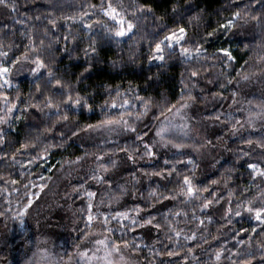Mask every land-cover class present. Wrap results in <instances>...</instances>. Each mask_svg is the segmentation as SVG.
<instances>
[{"label": "trees", "instance_id": "1", "mask_svg": "<svg viewBox=\"0 0 264 264\" xmlns=\"http://www.w3.org/2000/svg\"><path fill=\"white\" fill-rule=\"evenodd\" d=\"M140 3L149 5L154 16L147 19L141 17L139 21V32L135 40L121 39L120 43L107 38L102 28L97 25L90 33L82 28L79 22L65 23L61 17L79 16L84 10L86 4L99 5L100 0H16L17 11L0 6V40L7 46L14 45L9 52L10 56H18L23 51V46L28 43L27 33L31 31L33 39L36 43L40 40L44 41L43 58L50 64L58 77H62L74 89V94L78 93L88 98L89 104L92 105L93 111L87 109H79L74 114L69 115L66 122H59L53 127L55 117L49 118L43 113H36L30 110L29 113L21 120H13L10 125H0L6 133L7 144L0 146L3 151L9 153V156L15 152L20 144L27 141H33L39 144L36 149L27 148L22 152L16 153V160L19 164L10 167L11 160L0 161V175L14 179L22 180L17 185H8L7 191L0 192V264H7L11 253L16 255H26L24 259L17 260L14 264H43L42 254L44 258L51 264H77L79 251L88 250L89 256H92V248L89 242L95 239H103V228L97 226L92 231L95 233L93 237L81 248L77 245L82 244L83 237L81 232L88 229L85 226L86 213L78 211L80 208L86 207L87 198L80 193L79 196L71 191L72 187H78L84 183L86 179L85 173L95 167V154L109 153L118 145L132 143V135L125 133L120 129L114 132L105 130H97L92 132L79 131L78 135L73 137L72 131L82 129L86 124H95L104 118V112L115 114L124 109H103L101 105L108 99L109 92L115 96L117 86L122 94L123 99H128L130 104L126 106V110L134 114L143 111L141 102L134 98L136 94L141 97H151L154 107L149 111L148 115L141 120L136 121L134 117L129 118L134 122L139 130L152 129L146 139L154 137L155 128L159 126V122L154 116H160V108L156 105L163 106L166 99L170 103H176L180 97L181 81L189 83L190 72L193 69L199 70V77L193 78L191 82L196 83V87L192 89V94L197 97L195 103L186 110V121H181L179 116H169L174 124L187 122L189 124V135L184 137L179 128L172 130L171 136L177 141L183 140L186 144L204 143L212 140V145H208L200 151L193 152L191 148L182 150L189 153L196 161L198 167L195 170L194 179L197 183L208 184L211 180H219L218 185H212V189L216 193L223 194L225 198L228 196V190L232 189L235 201L237 196L249 198L255 195L256 190L244 191L246 186H250L253 181L246 170L245 160H238V149L243 148L250 151L247 145H244L241 137L256 139L264 134V128L260 120L255 121V129L249 128L247 124L241 129L237 135L232 136L230 127L225 128L222 123L207 119V117L215 116L218 113L230 114L235 120L244 123L249 118L250 112H259V105H264V24L258 25L255 21L244 23L243 20L236 22L231 32H226L220 28L232 17V13L243 9L245 5H250L249 12L251 15L264 17V8L260 4H250V0H139ZM125 4L130 0H124ZM177 6V12L173 13V6ZM51 12L57 19V27L52 28L46 19L47 14ZM40 16V20L35 17ZM199 16V20H193L189 23L191 17ZM31 17V19H30ZM154 17H161L156 20ZM103 19L102 13L97 9L95 14L89 17V20ZM177 24L185 26L188 35L196 39H200L207 56H202L197 62L194 59L184 61L178 56L168 58L166 63L149 62V46L158 39L162 38L164 31L163 25L173 28ZM48 28V34H44V29ZM208 32H214L211 37L207 36ZM25 33V35H21ZM68 39L65 40L64 37ZM91 39H95L96 52L91 58H86L84 49L88 48ZM50 41L52 47L48 48ZM19 46V47H15ZM228 48L235 60L230 66L225 67L223 62L218 59L216 54L217 48ZM67 49V50H65ZM5 50H8L5 47ZM215 54V55H214ZM247 61V64H245ZM88 71H85V69ZM238 72H246L250 75L248 81L241 80L237 85L236 80L232 84L227 81L237 77ZM223 73V75H221ZM13 87L6 89L10 97H15L17 92L22 98H26L30 92V86L33 84V78L27 71V67L20 72H14L12 77ZM213 83L209 84L208 81ZM223 84L224 87H220ZM233 92L237 95L233 98ZM213 93H221L220 96L213 98ZM119 102V101H118ZM23 107V105H21ZM47 111V110H45ZM19 115V108L16 111ZM225 116L221 115V120ZM163 120V117H160ZM167 123V122H165ZM46 127H51L52 131L44 133ZM64 136L61 137L60 133ZM40 136L39 141L35 138ZM222 137L217 141L216 137ZM159 139V138H157ZM53 145L43 152L42 149L47 145ZM214 145V146H213ZM142 147V146H140ZM228 149H231L229 151ZM158 159L155 162L148 160L140 161L135 169L143 167L151 170L153 165L163 166V159L169 160H185L186 156L182 153H176L175 149L156 148ZM39 157L32 163L28 161L33 157ZM85 153H88L86 156ZM3 153L0 152V155ZM252 155L256 158L260 156V150L256 149ZM123 153H117L116 157H122ZM77 157L82 159L77 160ZM23 164L26 167L21 168ZM214 165V166H213ZM129 167L132 166L129 164ZM179 167V166H178ZM191 167V166H189ZM232 168L231 177L227 180V188H225V179L222 174L225 169ZM183 172L184 169L180 168ZM24 172L27 179L20 177L19 173ZM31 173V175H28ZM114 180L124 184L131 191H137L135 199L131 196H124L118 203L111 206L100 205L99 212L108 214L116 211H123L126 208H133L137 203L141 207H145V202L139 198V193L143 192L147 197L148 190L156 187L157 184L167 183V181L159 178L143 177L140 184L135 188L131 183L125 181L130 179L126 171L112 170L111 173ZM51 177V179L41 180L40 177ZM123 177L121 179L120 177ZM139 177V173H138ZM32 181L37 187L33 188L29 185L28 193L32 199V204L25 208L24 204L29 197L25 196L24 185ZM259 181H257L258 183ZM45 187L41 191L40 185ZM172 188L174 184H169ZM0 187H4L0 184ZM85 187L95 191L97 196L94 203H99L101 196L106 191V187L96 185L89 181ZM16 189L15 191L13 189ZM112 192L116 193L117 188L114 184ZM39 193V195H32ZM207 195V193H205ZM105 199H107L105 197ZM168 204L173 211H187L188 217L173 216L170 219L177 229H183V233L179 238L180 244L187 247H193L194 254L197 256L200 264H216L213 252L219 248L221 244L232 252L238 250L245 253H253L255 259L252 264H258L260 256L264 254L257 248L256 241L252 242L249 248L246 245H239L237 248L236 241L246 236L241 233L233 239V232L238 231L241 225L249 228L254 222L247 220V217L240 219L233 217V225L220 231L221 223H213L208 226L207 231H197L198 222L190 219L192 208L194 205H185L179 203ZM224 204V201H221ZM228 205L224 204V207ZM160 213L157 219H161V213L165 209L157 204ZM217 208L220 206L217 205ZM95 211V209H94ZM23 213V215H21ZM197 216L203 219V216L197 211ZM134 215V213H130ZM102 219V217H99ZM215 219L219 221V213ZM129 223V221H124ZM112 237H123L129 241H135L141 245L148 244L154 247L155 251H159L161 255L155 256L149 252L148 248H144L143 253L138 255V264H148V261H155V264H187L183 259V251L179 257H167L164 254V245H168L169 250L176 248L165 239L164 233L157 234L155 230L149 233L146 229H137L135 233L126 230L121 232L113 222ZM193 231H197V240L202 247H194L193 241H184V235H191ZM211 233V235H209ZM107 235V234H104ZM211 241V236H218V241H211V247L204 244L200 240L201 236ZM255 236V234H252ZM156 239L162 243H154ZM264 239V237L259 238ZM95 247H98L95 245ZM94 247V248H95ZM129 254H131L129 252ZM103 255V253H98ZM69 256L72 257L69 260ZM39 259V260H38ZM133 260H137V256H132ZM236 259V257H233ZM191 260V256H189ZM80 264H83L81 261ZM92 264H96L93 260ZM195 264V262H193ZM220 264H230L227 259L221 260Z\"/></svg>", "mask_w": 264, "mask_h": 264}, {"label": "snow or ice", "instance_id": "2", "mask_svg": "<svg viewBox=\"0 0 264 264\" xmlns=\"http://www.w3.org/2000/svg\"><path fill=\"white\" fill-rule=\"evenodd\" d=\"M250 4H260L264 8V0H250ZM0 6L10 9V11H17L16 0H0ZM250 5H245L243 9H239L232 13V17L228 19L225 23L220 25V28L226 32H231V30L236 27V22L243 20L244 23L249 21H255L258 25L264 24V17L258 15H251L249 12ZM102 13L103 19L89 20L85 22L89 17L95 14L96 10ZM173 13L177 12V6L174 5L172 9ZM149 16H154L152 8L145 4L140 3L139 0H130V3L125 4L124 0H100L99 5L97 4H86L84 10L79 16L71 17H61L65 23L69 22H79L82 28L88 32H92L93 29L99 25L104 35L110 40L120 43L121 39L135 40L136 35L139 32V21L141 17L147 19ZM156 20L162 19L161 17H154ZM31 19V17H30ZM36 20H40V16L35 17ZM48 24L52 28L57 27V19L49 12L46 16ZM193 20L198 21L199 16L191 17L189 23ZM164 31L162 32V38L154 40L149 46V62H160L161 64L166 63L168 58L173 56H178L184 61L194 59L199 62L202 56H207L206 49H204L203 44L200 39L190 37L188 35V30L185 26L177 24L173 28H168L167 25H163ZM49 29H44V34H48ZM25 35V33H21ZM214 32H208L207 36L211 37ZM28 43L23 46V51L18 56H10L14 45H5L2 40H0V125H10L13 118L15 120H21L25 117L30 110L36 113H43L49 118L55 117L53 127L56 123L66 122L69 119L70 114H74L79 109H87L93 111V107L88 102V98L82 96L78 93L74 94V89L69 83H67L62 77H58L56 72L53 71L50 64L43 58V51L45 48L44 41L40 40L39 43L33 39L31 31L27 33ZM65 40L68 39L67 36L64 37ZM54 41H50L48 48L52 47ZM95 39H91L88 48L84 49V54L86 58H91V56L96 52ZM7 47L8 50H5ZM19 47V46H15ZM67 50V49H65ZM216 54L218 59H220L225 67L230 66L231 62L235 60L232 52L228 48H217ZM215 55V54H214ZM264 60V57H261ZM247 64V61H245ZM27 67L28 73L33 78V84L30 86V92L26 98H22L20 93L17 92L16 96L10 97L6 89L13 87V81L11 79L14 72H20L22 69ZM85 71H88L86 68ZM200 75L198 69H193L190 72L189 83L181 81L183 87L181 88L180 97L176 103H170L166 99L163 102V106L156 105L160 108V116H154L159 122V126L155 128L154 137L151 139H146L149 136V132L152 129L146 127L145 130H139L134 126V122L129 119L134 117V120L139 121L143 117L147 116L149 111L154 107L151 97H141L138 94L134 96L135 99L141 102L143 111L133 112L127 111L126 106L130 104L128 99H123L121 92L119 91V86H117L115 96L111 95L109 92L108 99L104 101L101 105L103 109H124L123 111H118L115 114L111 112H104V118L95 124H86L82 129H77L72 131V136L78 135L79 131L92 132L97 130H105L108 132H114L117 129L122 130L125 133L132 135V143L125 144L124 146H117L115 149L111 150L109 153L95 154V167L90 169L85 173L86 179L84 183H81L78 187H72L71 191L76 193L78 196L80 193L87 198L86 207L78 209L81 213H86L85 226L88 229L86 232H81L83 237L82 244L77 245V248H81L85 242L89 241L91 237L95 235L92 231L97 226L103 228V239H95L92 241L95 247L92 249V256H89L88 250L79 251L77 253L79 260L77 264L82 261L83 264H92L95 260L96 264H138V255L143 253L144 248H148L149 252L153 255L159 256L161 253L155 251L152 245L144 244L141 245L135 241V239L129 241L123 237H112V232L114 231L112 224L115 222L116 226L121 232L126 230L135 233L137 229H146L149 233L153 230L157 234L164 233L165 239H167L171 244H174L175 248L169 250L168 245H164V254L171 257H179L181 251H183V259L187 264H200L197 256L194 254L193 247H187L180 244L179 238L183 233V229H177L173 225V221L170 217L181 216L188 217L189 213L187 211H173L172 208L165 204L167 201L169 204L175 203L179 200V203L187 205H194L192 208V214L190 219L194 222H198L197 231L203 229L207 231L208 226L213 223H218L224 221L225 223L220 224V231L224 228H228L233 225V217L244 219L254 222L249 228H244L243 225L238 231L233 232V239L243 233V236L247 237V240L241 238L236 241V247L239 245H246L247 247L252 246V242L255 240L257 248L264 252V239H259L264 237V134L260 135L256 139L241 137L244 145H247L250 151H246L243 148L238 149V160L247 158L245 160L246 170L248 175L253 181L250 186H246L244 191H251L253 188L256 190L255 195L249 198H241L237 196L235 201L232 197L234 192L232 189L228 190V196L225 198L223 194H217L215 190L212 189V185H218L219 180H211L208 184L197 183L194 179L195 170L198 167L196 161L192 156L183 152L182 150L191 148L193 152H199L200 149L212 145V140H207L204 143L198 144H186L183 140L177 141V139L171 136L172 130L179 128L184 137L189 135V124L183 122L179 125L174 124L169 116H179L181 121H186V110L195 103L197 97L192 94V89L196 87V83L191 82L193 78H198ZM223 75V73H221ZM250 75L246 72H238L237 77H233L227 81L228 84H232L233 80H236L237 85L241 80L248 81ZM209 84L213 83L212 80L208 81ZM220 87H224L223 84ZM221 93H213L212 96H220ZM237 95L233 92V98ZM119 101V102H118ZM23 105V107H21ZM261 110L259 112H250L249 118L241 123L239 120H235L230 114L218 113L215 116L207 117V119L217 121L223 124L225 128L230 127V133L232 136L237 135V133L245 127V124L253 132L255 129V121L258 119L264 122V105L258 106ZM19 108L20 114L17 115L16 111ZM47 110V111H45ZM221 115H224V120H221ZM163 117V120L160 119ZM167 122V123H165ZM262 128H264V123H262ZM52 131L51 127L44 128L43 132L47 133ZM61 137L64 133H60ZM159 138V139H157ZM222 137L217 136L216 140H221ZM40 136L35 138V141H39ZM6 133L3 128H0V146L7 144ZM53 145L49 144L42 149L43 152H47V149ZM142 146V147H140ZM214 146V145H213ZM39 144L33 141H27L20 144L16 148L15 152L9 156V153L3 151L0 147V161L11 160L10 167H14L19 164L16 160V153L22 152L24 149L32 148L36 149ZM157 147L175 149L176 153H182L186 156L185 160H169L167 158L163 159V166L153 165L151 170H147L143 167L135 169V166L139 164L140 161L148 160L149 162H155L158 159V154L156 151ZM260 150V156L258 158L254 157L252 153ZM231 151V149H228ZM117 153H123L122 157H116ZM87 156L88 153H85ZM39 157H33L28 163L32 164ZM82 159V157H77V160ZM129 164L132 168L129 167ZM179 166V167H178ZM191 166V167H189ZM214 166V165H213ZM21 168L26 166L21 164ZM180 168L184 171L181 172ZM123 170L128 173L130 179L126 180V183H131L133 188L137 184H140L143 177L148 178H159L160 180L167 181V183L157 184L148 190L147 197L144 196L143 192L139 193V198L141 201L145 202V207H141L139 203L133 208H126L123 211H116L114 213H100V205L107 204L111 206L113 203H118L120 199L124 196H131L133 199L137 196V191H131L125 187L124 184L118 183L113 179L111 173L112 170ZM232 168L225 169L222 176L225 179V188H227V180L231 177ZM139 173V177H138ZM20 177L27 179L24 172L19 173ZM31 175V173H28ZM123 179V177H120ZM41 180L51 179V177H40ZM90 182L106 187V191L101 196L99 203H94L97 196L95 191L90 190V187H85L86 184ZM257 181H259L257 183ZM22 183V180L14 179L11 175L5 177L0 175V184L4 187H0V192L7 191L8 185H17ZM116 186L117 192H112L113 186ZM169 184H174L172 188H169ZM29 185L35 188L37 187L32 181L24 185L25 196L29 197L27 202L24 204L25 208H28L32 204V199L29 196L28 188ZM45 185L41 184V191L44 189ZM16 190L15 188L13 189ZM207 193V195H205ZM32 195H39V193H33ZM105 197L107 199H105ZM228 205L224 207L221 201ZM159 204L165 209L164 213H161V219H157V215L160 213V209L156 207ZM220 207L217 208L216 206ZM95 209V211H94ZM197 211L203 216H197ZM134 213V215H130ZM217 213H219V221L215 219ZM23 215V213H21ZM99 217H102L99 218ZM124 221H129V223H124ZM197 231H193L191 235H184V241H193L194 247L200 248L202 245L200 243H195L197 240ZM107 234V235H104ZM252 234H255L253 236ZM211 235V233H209ZM200 240L204 244H208L211 247V241H218V236H211V241L204 237H200ZM154 243H162L159 239H156ZM103 253V255H98V253ZM129 252L131 254H129ZM132 256H137V260H133ZM191 256V260H189ZM216 264H220L222 258L230 261V264H252L253 259H255L253 253L236 251L232 252L231 249L225 248L223 244L219 248L215 249L213 252ZM236 257V259H233ZM72 257L69 256V260ZM148 264H155V261H148ZM160 264H164L160 261ZM258 264H264V254L260 256Z\"/></svg>", "mask_w": 264, "mask_h": 264}, {"label": "rangeland", "instance_id": "3", "mask_svg": "<svg viewBox=\"0 0 264 264\" xmlns=\"http://www.w3.org/2000/svg\"><path fill=\"white\" fill-rule=\"evenodd\" d=\"M2 245H3V242L0 243V246H2ZM88 245L92 249H94V247H95V245H94V243L92 241L89 242ZM25 257H26V255H24V254H22V255L19 256V255H16V254L11 253L10 256H9V260H8L7 264H14L18 259L21 260L20 258L24 259ZM46 261H47V258L46 257L44 258V254H42V263L43 264H51L49 262V260H48V262H46Z\"/></svg>", "mask_w": 264, "mask_h": 264}]
</instances>
